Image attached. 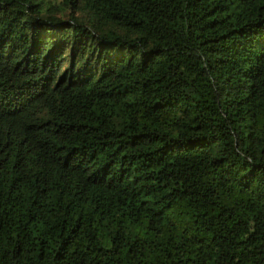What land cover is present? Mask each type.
Here are the masks:
<instances>
[{
  "label": "trees",
  "instance_id": "16d2710c",
  "mask_svg": "<svg viewBox=\"0 0 264 264\" xmlns=\"http://www.w3.org/2000/svg\"><path fill=\"white\" fill-rule=\"evenodd\" d=\"M0 264H264V0H0Z\"/></svg>",
  "mask_w": 264,
  "mask_h": 264
}]
</instances>
